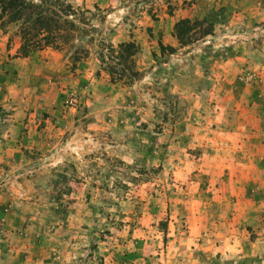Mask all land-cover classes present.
<instances>
[{
  "label": "rangeland",
  "instance_id": "1",
  "mask_svg": "<svg viewBox=\"0 0 264 264\" xmlns=\"http://www.w3.org/2000/svg\"><path fill=\"white\" fill-rule=\"evenodd\" d=\"M69 1L75 8L109 10L103 22L98 13L91 20L97 38L112 46L133 41L138 75L129 85L112 84L93 54L74 70L63 52L46 49L20 56L17 39L8 42L0 30V202L7 205L0 209V228L6 215L13 222L19 217L29 231L27 242L38 244L35 256L50 252L52 259L54 250H71L80 254L74 264H264V145L255 157L254 178L246 184L248 199L256 204L239 225L249 239L260 233L263 242L261 251L246 257L220 252L235 212L228 199L210 191L225 182L220 174L237 167L234 157L224 149L190 147L199 142L193 138L200 133L206 132L204 141L222 138L216 132L228 130L225 117L211 118L218 112L211 109L215 80L224 76L222 92L264 88L262 0H248L244 18L238 19L226 18L222 0ZM237 2L242 0L235 6ZM180 19L205 20L211 32L179 47L172 27ZM191 92L198 94L197 104L188 97ZM188 106L193 110L189 115L184 110ZM260 120L262 145L264 113ZM59 126L60 144L75 135L66 161L56 166L49 159L37 160L39 151L25 148L22 141L27 129L33 140L46 128ZM123 126L127 129L120 131ZM51 136L47 132L44 139L50 143ZM122 140L136 141V162L120 163L116 149ZM82 170L89 174H78ZM180 171L200 174V199L210 204L193 244L184 239L187 228L179 212L167 231L168 210L162 205L154 213L152 191L147 190L160 188L164 174ZM15 200L25 206H18L22 212L14 207ZM148 214H154L152 219Z\"/></svg>",
  "mask_w": 264,
  "mask_h": 264
},
{
  "label": "crops",
  "instance_id": "2",
  "mask_svg": "<svg viewBox=\"0 0 264 264\" xmlns=\"http://www.w3.org/2000/svg\"><path fill=\"white\" fill-rule=\"evenodd\" d=\"M222 1L227 4V12L225 13L227 14L226 18H233L234 15L237 16V19L244 18L243 14L246 9L245 6L248 4V0H242L240 4L237 2V6H235L236 0ZM238 5H243L244 7L240 9ZM260 6L261 8L259 7L260 11L258 12V15H263L264 0L260 1ZM247 15L249 16V13H247ZM234 58L235 57H233L232 61ZM221 77L215 80L217 82L216 88L210 92L211 98L213 99L211 109L214 112L215 109H218V112L215 113L216 115L211 116V118L218 120L221 116L225 117L224 119L228 121V130L223 132L215 131L218 136L221 133L220 136H223L222 138L215 139L212 136V138H206L203 141L206 136V132H204L206 127L204 125V127L202 126L200 129L201 132L203 131L204 133H200V135L193 138L194 141L198 138L199 142L192 144L190 147H198L200 151L204 147H210L212 150L215 149L220 151L224 149L226 155L234 157L232 161L236 162L237 167H232L229 170V174H220L222 176L224 175L223 178L225 182H221L222 186L218 187V189H213V187H211L210 191H212L211 193L216 192L220 194V196L228 199L230 202V209L235 212L232 218L229 219V226L232 227L229 237L221 239V245H219L220 252L228 253L230 257H239V254L246 257L255 255L258 250L261 251L260 245L261 242H263L260 233H256V237L249 239L239 230V225L243 223L244 216L250 205L254 206L256 204V202H252L251 204L248 199L250 195L246 184L254 178L255 170L253 166L254 163L257 162L256 158L260 156L259 148L264 145H261L262 140L260 139L262 138L259 136L260 132L258 128V124L261 123L260 118L264 113V88H262V91L260 92H251L252 90H248L246 87H238L239 90H237V87H234L233 91L222 92L219 83L222 84L221 81L225 78L224 76ZM228 77L231 78V76ZM188 97L196 100L194 101V104H197L198 94L196 92H191ZM198 107H201V105H198ZM184 110L187 115L193 112L192 107L189 106ZM206 117L207 116L202 117L205 122ZM202 124L204 123H201V125ZM25 127H27V125H25ZM172 128L175 127L172 126ZM172 128L170 127L169 130ZM185 128L186 130L188 129L187 125H185ZM124 129H127L126 126H123L120 131H124ZM60 130V126L51 129L46 128L32 140L30 129H27L26 135L22 141L24 142L25 148L34 146L35 150L39 151L37 160L42 158V161H46L49 159L52 165L59 166L66 161V156L64 155H69L67 150L72 151V138L75 137V135H73V137L71 135V139H68L64 144H60L58 141ZM68 130L69 135V133H71L70 125ZM47 132L52 134L50 143L44 139ZM208 142H210V144H208ZM116 150V156L119 158L122 165L136 162L138 155L136 141L128 142V140H122ZM6 153H8V151ZM70 157L72 156L70 155ZM249 157H251L250 160H248ZM195 160L197 161L200 159L196 157ZM83 162L85 161L83 160ZM248 162H253L251 164L252 166L248 165ZM178 173L179 174H164L166 177L160 188H152L151 186V188L147 189L149 192L152 191L153 193L149 194L150 197L153 196V201L150 203L152 204L151 210H154L153 212L157 213L162 205H164V208H167L169 218L167 221V231L170 229L169 226L173 227V225H175V216H178L177 213L179 212V214H182L187 228L185 233L186 237L184 239L193 244L194 241H198L196 238L204 227L203 213L207 210L208 205L210 204L205 203L200 199V195L202 194L201 189L198 187V178L200 177V174H185V172L183 173L182 171ZM78 174L89 173L82 170ZM98 174L101 173L98 172ZM209 175L211 174H206V176ZM189 184L193 185L188 186ZM15 193L17 194V192ZM213 199L214 198L211 200ZM253 199L256 201L257 198L253 197ZM0 201L2 200L0 199ZM5 204L0 202V209L7 206ZM14 205L19 212H22V209H19L18 206L21 208L25 207L20 200H15ZM8 206L10 207L11 204ZM259 207L260 205L257 204L254 208L255 211H259ZM170 211L174 213L173 216L170 215ZM146 216L148 217L147 219H152L154 214H148ZM11 218L10 215H6L5 223L3 227L0 228V264H63L64 260L67 264H74L75 259H78L80 254H76V257L71 250L65 252L54 250L55 254L52 256V259L50 258V252L47 253L46 256H35L36 254L33 251L36 247L38 248V244L35 240H31V243L27 242L26 236L29 231H24L25 224H22L21 218L18 217L17 222H13ZM154 224L156 225L157 223L155 222ZM169 235L171 234L166 233L165 237H168ZM54 259L56 261H54Z\"/></svg>",
  "mask_w": 264,
  "mask_h": 264
},
{
  "label": "trees",
  "instance_id": "3",
  "mask_svg": "<svg viewBox=\"0 0 264 264\" xmlns=\"http://www.w3.org/2000/svg\"><path fill=\"white\" fill-rule=\"evenodd\" d=\"M95 13L103 22L109 10L96 6L93 10L75 8L69 0H0V30L8 42L17 39L16 53L20 56L46 49L63 52L74 70L93 54L110 83L129 85L138 75L134 67L138 46L133 41L112 46L100 36L97 38L91 23ZM210 32L211 25L198 19H180L172 27L179 47ZM158 47L163 49L160 44Z\"/></svg>",
  "mask_w": 264,
  "mask_h": 264
}]
</instances>
